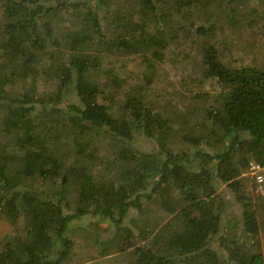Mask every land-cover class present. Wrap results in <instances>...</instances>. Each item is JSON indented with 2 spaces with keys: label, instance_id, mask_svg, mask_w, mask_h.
Listing matches in <instances>:
<instances>
[{
  "label": "trees",
  "instance_id": "1",
  "mask_svg": "<svg viewBox=\"0 0 264 264\" xmlns=\"http://www.w3.org/2000/svg\"><path fill=\"white\" fill-rule=\"evenodd\" d=\"M256 1L0 0V216L25 231L0 238V264H69L87 215L99 256L120 264H264V189L246 175L264 162V67L236 65L217 36L264 35ZM181 39L202 43L214 96L182 103L105 71L135 56L148 78Z\"/></svg>",
  "mask_w": 264,
  "mask_h": 264
},
{
  "label": "rangeland",
  "instance_id": "2",
  "mask_svg": "<svg viewBox=\"0 0 264 264\" xmlns=\"http://www.w3.org/2000/svg\"><path fill=\"white\" fill-rule=\"evenodd\" d=\"M241 2V0H238ZM252 2V1H251ZM253 4L259 5L256 0H253ZM262 24L252 27H240L237 29L225 28L224 32L217 33L223 42L228 46L226 51L228 55L233 57L235 64L239 66L255 65L264 67V35L261 29ZM248 28V29H247ZM218 32V31H217ZM216 37V40L220 43V39ZM169 55L167 59L156 66L155 73L148 78L144 76L145 68L141 60L135 56L129 57H109L106 59V72H111L123 77L127 80L128 85H140L148 81L150 86V92L155 95L163 96V94L172 95L178 102H185L188 96L192 92L196 93H209L212 96L217 91V86L212 81H205L202 79L200 73L199 60L202 56V43L191 44L186 43L183 39L173 41L170 44ZM128 85H125L126 87ZM212 100V99H210ZM117 107L114 111L119 113V107L123 103V94H119L115 98ZM108 104V100L103 101ZM211 103V101H210ZM124 110H121L122 113ZM135 144L147 153H155L157 151V145L150 139L144 137L138 133L136 135ZM156 175H153L155 178ZM222 192L227 198L231 196V192L222 187ZM232 203L235 202L231 200ZM233 210L236 213L237 220H241L240 207L238 204L233 205ZM131 217H138L140 214L138 211H131ZM151 216H155L152 213ZM98 218H94L91 215H87L76 222L74 226L78 227L79 231L77 238H72V261L69 264H120L114 259V255L108 257H100L97 250L98 248L90 241L89 224L96 221ZM170 220V215L165 214L161 220L154 221L153 229H158L161 225L167 223ZM99 234L101 239L111 237L115 233L114 226L109 221H100ZM88 225V227H87ZM82 227H86L84 230ZM102 227V228H101ZM14 235L16 237L23 238L25 231L21 224L15 226L8 220L0 216V238L5 235ZM94 234H92L93 236ZM20 238H17L19 241ZM21 240V239H20Z\"/></svg>",
  "mask_w": 264,
  "mask_h": 264
},
{
  "label": "built area",
  "instance_id": "3",
  "mask_svg": "<svg viewBox=\"0 0 264 264\" xmlns=\"http://www.w3.org/2000/svg\"><path fill=\"white\" fill-rule=\"evenodd\" d=\"M246 175L250 181L261 189H264V162L263 161H251Z\"/></svg>",
  "mask_w": 264,
  "mask_h": 264
}]
</instances>
